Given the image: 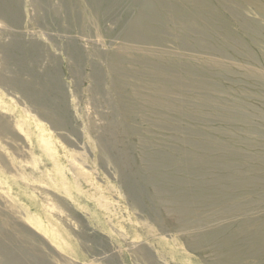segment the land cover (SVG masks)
Instances as JSON below:
<instances>
[{"label": "rangeland", "instance_id": "obj_1", "mask_svg": "<svg viewBox=\"0 0 264 264\" xmlns=\"http://www.w3.org/2000/svg\"><path fill=\"white\" fill-rule=\"evenodd\" d=\"M0 2V264H196L194 254L181 251L177 241L186 230L177 229L176 215L160 210L163 205L153 198V192L161 188L156 187L144 161L165 147V142L157 144L156 136L176 131L153 128L155 118L135 106V90L144 88L133 77L139 75L132 72L126 56L206 60L209 70L217 61L219 70H228V76L217 80L221 85L236 94L246 89L259 94L240 97L225 92L221 98H241L264 111V81L256 80L264 77V48L259 45L264 26L259 6L264 2L252 1L257 7V12L247 16L256 23L252 38L229 52L219 47L200 50L197 41L202 47L211 40L201 31L196 34L198 39L191 33L184 40L175 35L170 45L157 48L131 43L125 33L134 32L131 22L143 13L137 0ZM226 3L237 9L241 0ZM220 26L217 35H225L224 24ZM172 29L176 34L178 28L174 25ZM185 40L195 44V51L184 49ZM112 54L120 55L126 77L112 70ZM121 78L127 80L125 87L116 92ZM244 111L256 112L247 107ZM195 126L211 133L219 127L203 122ZM261 126L251 121L253 137H262ZM100 141L108 154L98 153ZM214 141L212 153L224 155L225 148L219 149V141ZM259 150L256 146L252 152ZM263 170L250 173L244 183L264 184ZM191 175L184 179L189 186L183 190L212 187L233 196L228 206L232 211L218 212L202 231L232 227L242 220L264 227V187L238 189L235 179L219 186L221 174L205 179ZM172 181L180 182L178 178ZM9 254L16 260H8Z\"/></svg>", "mask_w": 264, "mask_h": 264}, {"label": "bare ground", "instance_id": "obj_2", "mask_svg": "<svg viewBox=\"0 0 264 264\" xmlns=\"http://www.w3.org/2000/svg\"><path fill=\"white\" fill-rule=\"evenodd\" d=\"M226 1L137 0L141 12H143L141 14L143 17H138L131 22L130 28L134 32L132 30L126 32L125 34L130 37H126V39L133 44H151L156 45L157 48V46L171 43L170 37L175 35L181 36V40H184L183 38L186 39L191 33L195 34V39H198L196 34L201 31L203 36L210 37L211 40L200 47V44L203 43L196 42L192 38L199 45L200 50L206 51V49L211 50L219 47L220 50L229 52L230 49L241 45L244 39L248 41L252 38L250 33L253 34L255 32L253 30H256V23L255 19L252 21L247 16L257 12V7L252 2L254 0H241V5H238L239 9L233 7V4V6L229 5L231 7H228ZM262 1L264 2V0H260L261 3ZM3 6L2 9L4 8ZM259 8V14L262 15V22L264 23V3ZM152 16H157L158 19H155V21ZM250 22L251 26L249 25ZM222 23L224 28H226V33L218 36V30L222 28L220 26ZM173 24L178 28L176 34L172 32ZM262 28L263 33L261 35L263 39L260 42L262 45H259L262 46L263 50L264 26ZM187 40L185 41L187 42ZM189 42H187V46L184 49L192 52L195 44L193 42L192 44L191 41ZM251 43L253 44V41ZM243 49L245 48H242V51ZM262 54L264 55V51H262ZM133 55V57H126L129 59L132 72L139 75L133 77H136L135 79L138 82L140 81L144 88V90L141 87L135 90L137 92H135L136 94L134 93L137 98L135 106L147 116L149 115L148 117L153 116L155 118L153 125H151L153 128L158 131L168 129L176 131L174 135L156 136L158 138L157 144L163 146L165 142V147L161 149L162 151L160 150L159 154L153 158H146L144 161L150 176L156 180V187L161 188V190L153 192V198L163 205L160 210L176 215L177 229L186 230L185 235L177 237V241L181 244V251L194 254L193 257L196 258V264H264V227H261L263 225L260 222L242 220L232 227L223 226L222 228H217L216 226L215 228L213 226L214 228L212 229L208 228L202 231V228L208 226V223L212 224L214 222L215 215L218 212L226 213L232 211L228 206H230L233 196L226 195V193L223 194L222 190H210L212 187H205L209 190H183V187L188 185L186 181L185 184L183 181L187 175L190 176L191 174L195 176L199 174L204 179L209 175L217 176L221 174L219 186L221 184L225 186L226 181L235 179V186L238 189L244 187V190H259L264 187L263 183L258 184V182L252 181V183H248V181L244 183L245 178H249L250 173L264 168V131H262V137H253L250 131L254 129L249 127L251 121L257 122L260 126L262 125L261 128L264 127V111L256 108V106L252 107V105L246 104L248 102L241 101V98L238 100H224L221 98V94L225 92L240 97H246L248 93H250V96L254 94L259 96L258 92L248 89L249 92L246 89L243 93L237 92L236 94L234 90L232 91V88H225L221 85L217 80L228 76L226 74L228 70L225 68H223L224 71L219 70L220 65H218L217 61L211 66L212 69L209 70L204 64L206 60H174L169 57L160 58L158 55L146 56L145 58V56H140L138 53ZM231 58H233L232 54L229 59ZM111 59H113L111 62L112 70L120 72L121 76L126 77L127 75L123 72L126 71V68L122 63V65L119 63L120 55L112 54ZM246 77L250 78V75L248 74ZM121 79L114 90L125 87V81L127 80L125 78ZM256 80L264 81V77H258ZM258 102V104L261 103V101ZM245 107L251 108L253 111L256 110V112L248 114L244 111ZM169 116L172 117L169 118ZM170 120H173L175 124L171 123ZM202 122L219 126L212 131L213 133L216 132L214 133L215 136L212 135L213 133L195 126L202 124ZM169 124H174V127H169ZM228 129L233 130V132ZM237 130H239L238 133ZM214 139L219 141L217 143L219 149L225 148L226 152H224V155H214V152L211 151L212 147H216L214 146L216 145ZM119 140L121 145L126 146L125 139L119 137ZM100 144L101 141L99 142ZM101 145L103 146L104 144ZM256 146L260 147V150L252 152V149ZM103 148L105 147L103 146ZM103 148L98 149V153ZM106 150H103V152H106ZM106 154L108 153L106 152ZM99 156L101 157L100 154ZM107 157L109 156L107 155ZM130 161H132V158ZM130 161L128 162L130 163ZM128 162H125V166ZM170 168H175L174 172L164 173L166 169ZM223 170L228 172L225 174L219 173ZM172 178H176V180L178 178L180 182L175 181L172 183L174 181H172ZM158 183L161 185H158ZM231 184L230 186L234 187ZM202 185L205 184L202 183ZM176 186L180 187L179 190H175ZM237 195L234 197H237ZM241 196L243 198V195ZM220 217L222 218L221 215ZM174 247H171V249ZM9 255L8 260H12L15 257L11 254Z\"/></svg>", "mask_w": 264, "mask_h": 264}]
</instances>
